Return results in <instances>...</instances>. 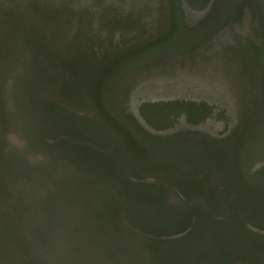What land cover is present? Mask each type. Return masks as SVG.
Here are the masks:
<instances>
[{
    "label": "water",
    "instance_id": "water-1",
    "mask_svg": "<svg viewBox=\"0 0 264 264\" xmlns=\"http://www.w3.org/2000/svg\"><path fill=\"white\" fill-rule=\"evenodd\" d=\"M74 1L0 0V264H264V0H216L196 28L183 22L180 0H132L149 17L161 2L159 34L88 69L78 54L97 48V25L66 23L62 5ZM184 2L201 11L211 0ZM246 22L248 32L237 28ZM116 26L104 28L112 35ZM232 26L242 33L236 90L249 106L231 144L182 153L146 141L113 92ZM50 92L64 100L39 98ZM141 105L154 112L149 119L163 111ZM169 105L178 115L198 108ZM142 175L183 180L184 198L130 179ZM236 197L242 204L218 210Z\"/></svg>",
    "mask_w": 264,
    "mask_h": 264
},
{
    "label": "flooded vegetation",
    "instance_id": "flooded-vegetation-1",
    "mask_svg": "<svg viewBox=\"0 0 264 264\" xmlns=\"http://www.w3.org/2000/svg\"><path fill=\"white\" fill-rule=\"evenodd\" d=\"M215 1L211 0L204 10L197 11L195 8H200V6L193 9L184 0H180L185 25L190 28L201 26L211 14ZM62 6L63 12L66 14L63 16L66 23L76 17L79 23L86 19L88 24L91 22L97 25L93 33L97 48L89 55L78 54L77 66L80 69L103 64L125 48L145 41L151 35H158V29L162 26L165 15V9L161 2H157L155 5L157 16L150 17L144 14L148 7L147 4L132 0H128L127 3L77 0L71 4L64 3ZM112 7L113 10L117 7L120 12L115 16V19L110 15L106 17L100 13L101 10L108 13ZM71 9H74L75 13ZM148 18L150 19L145 20ZM116 23L117 32L113 31L111 35L105 31L104 27L110 28ZM99 24L104 30L98 29ZM147 24L151 26V30H148ZM237 28L248 32L252 26ZM236 33L235 27H226L217 36L209 41H204L201 47L192 52L187 51L167 56L159 63L150 64L147 68L140 69L136 74L129 75V79L125 80L113 92L114 99L120 103L123 114L131 119L146 141L167 149H177L182 153L212 147H225L231 144L230 141L233 140L248 115L243 103L246 102L249 106L247 95H244L245 97L239 95L236 90V84H241L243 80V77L238 74V64L236 63L239 58L236 52L239 51L238 40L241 39ZM68 48L71 51L76 50L72 46H68ZM61 84L62 82L59 86ZM39 98L54 102L64 100L62 97L53 95L52 92ZM179 101L195 103L198 108L185 110L184 114L178 115L176 112L174 113V106L169 103ZM146 102L158 103L163 110L159 111L158 116H153L156 119H149L154 112L141 105ZM204 104L213 106V112L210 110L206 113ZM171 108L173 111L170 110ZM143 117L148 118V124ZM149 124H154V126ZM130 179L167 188L184 198L182 193L184 187L178 184L183 180H167L149 175L130 176ZM199 181L208 188L205 178H201ZM188 188L190 189L189 186ZM236 198L237 202L234 199H229L225 202V206L218 210L227 211L233 209L231 205L234 203L242 204L241 199ZM237 213L242 214V211L238 209ZM241 220L244 221L243 218ZM249 229L252 232L255 231L253 227ZM152 241L158 244L156 239Z\"/></svg>",
    "mask_w": 264,
    "mask_h": 264
},
{
    "label": "rangeland",
    "instance_id": "rangeland-1",
    "mask_svg": "<svg viewBox=\"0 0 264 264\" xmlns=\"http://www.w3.org/2000/svg\"><path fill=\"white\" fill-rule=\"evenodd\" d=\"M111 11H113V7L111 8ZM151 12H152V14L154 13L153 11H151ZM118 13H120V12L118 11ZM116 14H117V13H116ZM117 15H118V14H117ZM145 20H149V19H145ZM73 25H74V24H73ZM245 25L247 26V22L245 23ZM42 26H43V25L40 24V27H42ZM90 26H93L92 23H91ZM76 27H77V26L74 25V30H75V31H76ZM78 27H79V25H78ZM61 31H62V33H61V32L59 33V35L61 34V40H60V42H62V46H64V45H63V40L65 39L66 36H65V33H64V31H63L62 29H61ZM237 33H238V32H237ZM69 34H70V35H68L67 38L70 37L71 34L73 35L74 33H72V32L69 31ZM238 34H241V33H238ZM245 34H246V33H244L243 36H245ZM88 35H89V34H88ZM88 35L86 36L87 38L91 37V35H90V36H88ZM46 36H47V35H46ZM115 38H116V37H115ZM59 39H60V37L58 36V40H59ZM68 41H70V40H68ZM88 47H89V46H88ZM90 47H92V46L90 45ZM92 49H93V48H92ZM91 51H92V53H93L94 49L91 50ZM86 52H87V51H86ZM70 53H71V52H70Z\"/></svg>",
    "mask_w": 264,
    "mask_h": 264
}]
</instances>
